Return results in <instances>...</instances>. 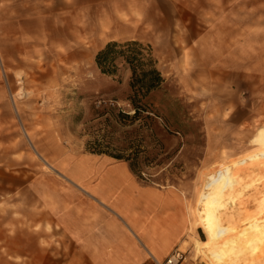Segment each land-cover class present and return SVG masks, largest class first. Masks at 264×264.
<instances>
[{
  "label": "rangeland",
  "instance_id": "374dc122",
  "mask_svg": "<svg viewBox=\"0 0 264 264\" xmlns=\"http://www.w3.org/2000/svg\"><path fill=\"white\" fill-rule=\"evenodd\" d=\"M37 2L42 12L17 11ZM5 7L0 115L11 131L3 140L0 125V264H66L64 238L56 227L51 235L50 196L71 155L94 148L127 164L110 154H135L138 179L179 187L182 260L211 264L196 256L194 238L205 233L192 227L200 194L213 187L208 174L264 137V0H0ZM105 12L131 30L97 36ZM134 39L149 45L164 78L151 94L158 115L135 120L131 70L119 64L112 75L95 63L108 41ZM249 253L239 264H264Z\"/></svg>",
  "mask_w": 264,
  "mask_h": 264
},
{
  "label": "crops",
  "instance_id": "0c3cea01",
  "mask_svg": "<svg viewBox=\"0 0 264 264\" xmlns=\"http://www.w3.org/2000/svg\"><path fill=\"white\" fill-rule=\"evenodd\" d=\"M17 11L36 14L42 12L41 3ZM0 13L1 20L8 19L10 9ZM32 22L42 27L39 18ZM99 25L100 37L131 30L106 12ZM15 77L24 81L23 75ZM10 123L2 113L3 140L10 138V128L5 129ZM71 157L63 169L67 180L51 192L49 213L51 235L56 227L70 254L66 264H161L178 249L188 226L187 202L179 187L140 180L125 161L103 153L74 152ZM177 264L203 263L186 259Z\"/></svg>",
  "mask_w": 264,
  "mask_h": 264
},
{
  "label": "bare ground",
  "instance_id": "6f19581e",
  "mask_svg": "<svg viewBox=\"0 0 264 264\" xmlns=\"http://www.w3.org/2000/svg\"><path fill=\"white\" fill-rule=\"evenodd\" d=\"M250 142L252 149L235 164L223 161L208 174L213 187L199 196L192 227H201L205 239L195 237L193 245L196 256L211 264H239L247 252H259L255 260L264 263V137L254 136ZM218 199L225 201L223 206Z\"/></svg>",
  "mask_w": 264,
  "mask_h": 264
},
{
  "label": "trees",
  "instance_id": "16d2710c",
  "mask_svg": "<svg viewBox=\"0 0 264 264\" xmlns=\"http://www.w3.org/2000/svg\"><path fill=\"white\" fill-rule=\"evenodd\" d=\"M95 63L103 73L116 75L119 64L131 70L129 79L130 93L128 99L133 108L131 119L140 118L143 113L151 117L150 114L158 115L157 109L151 101L152 93L159 89L164 81L160 70L156 67L149 45H144L138 40H126L119 42L108 41L100 48L95 55ZM129 116L128 114H126ZM92 152L106 153L102 149H91ZM118 159L130 161V167L134 172L139 169L135 164V154H110Z\"/></svg>",
  "mask_w": 264,
  "mask_h": 264
},
{
  "label": "built area",
  "instance_id": "2783aa9c",
  "mask_svg": "<svg viewBox=\"0 0 264 264\" xmlns=\"http://www.w3.org/2000/svg\"><path fill=\"white\" fill-rule=\"evenodd\" d=\"M183 258V252L176 249L161 264H177Z\"/></svg>",
  "mask_w": 264,
  "mask_h": 264
}]
</instances>
